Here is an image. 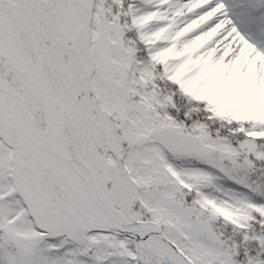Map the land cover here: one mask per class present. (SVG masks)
<instances>
[{
	"label": "snow or ice",
	"instance_id": "snow-or-ice-1",
	"mask_svg": "<svg viewBox=\"0 0 264 264\" xmlns=\"http://www.w3.org/2000/svg\"><path fill=\"white\" fill-rule=\"evenodd\" d=\"M0 264H264V0H0Z\"/></svg>",
	"mask_w": 264,
	"mask_h": 264
}]
</instances>
